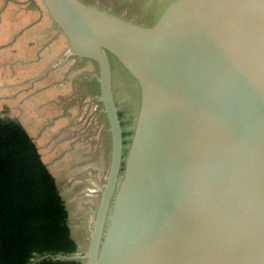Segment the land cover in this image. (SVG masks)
I'll list each match as a JSON object with an SVG mask.
<instances>
[{
  "label": "water",
  "instance_id": "obj_1",
  "mask_svg": "<svg viewBox=\"0 0 264 264\" xmlns=\"http://www.w3.org/2000/svg\"><path fill=\"white\" fill-rule=\"evenodd\" d=\"M40 2L99 67L112 157L86 253L33 264H264V0H173L149 26ZM114 63L139 91L129 141Z\"/></svg>",
  "mask_w": 264,
  "mask_h": 264
},
{
  "label": "crops",
  "instance_id": "obj_2",
  "mask_svg": "<svg viewBox=\"0 0 264 264\" xmlns=\"http://www.w3.org/2000/svg\"><path fill=\"white\" fill-rule=\"evenodd\" d=\"M69 53L40 0H0V118L18 121L35 141L56 177L72 236L78 219H88L91 236L112 136L98 65Z\"/></svg>",
  "mask_w": 264,
  "mask_h": 264
},
{
  "label": "trees",
  "instance_id": "obj_3",
  "mask_svg": "<svg viewBox=\"0 0 264 264\" xmlns=\"http://www.w3.org/2000/svg\"><path fill=\"white\" fill-rule=\"evenodd\" d=\"M69 219L56 177L33 138L18 121L0 118V264L77 253ZM35 264L83 262L50 258Z\"/></svg>",
  "mask_w": 264,
  "mask_h": 264
},
{
  "label": "rangeland",
  "instance_id": "obj_4",
  "mask_svg": "<svg viewBox=\"0 0 264 264\" xmlns=\"http://www.w3.org/2000/svg\"><path fill=\"white\" fill-rule=\"evenodd\" d=\"M91 6L121 16L135 23L149 26L173 0H83ZM114 90L117 106L120 109L123 121L124 133L127 141L130 140L133 131L137 109L139 105V91L132 77L121 67L120 64H113ZM93 138H97L93 136ZM91 189H88L89 193ZM94 190L92 189V192ZM91 193V192H90ZM88 219H78L82 227L74 232V238L79 240L80 248L77 253L85 254L90 239V226Z\"/></svg>",
  "mask_w": 264,
  "mask_h": 264
},
{
  "label": "flooded vegetation",
  "instance_id": "obj_5",
  "mask_svg": "<svg viewBox=\"0 0 264 264\" xmlns=\"http://www.w3.org/2000/svg\"><path fill=\"white\" fill-rule=\"evenodd\" d=\"M121 113V112H120Z\"/></svg>",
  "mask_w": 264,
  "mask_h": 264
}]
</instances>
